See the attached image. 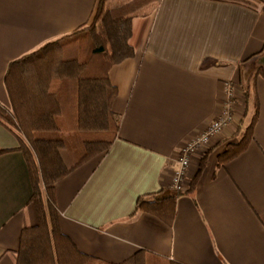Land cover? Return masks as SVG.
I'll return each mask as SVG.
<instances>
[{
  "label": "crops",
  "instance_id": "obj_1",
  "mask_svg": "<svg viewBox=\"0 0 264 264\" xmlns=\"http://www.w3.org/2000/svg\"><path fill=\"white\" fill-rule=\"evenodd\" d=\"M131 1L111 0L105 10ZM97 3L0 0L1 106L9 105V64L90 25ZM263 7L264 0H154L131 16L133 55L108 72L118 133L104 154L56 184L60 230L80 253L103 264L138 251L152 264H264ZM228 86L234 122L191 157L187 193L162 202L174 207L172 223L136 211L139 199L170 190L178 150L221 114ZM253 120L244 150L227 159ZM18 148L0 123V264L16 263L21 230L36 225Z\"/></svg>",
  "mask_w": 264,
  "mask_h": 264
},
{
  "label": "trees",
  "instance_id": "obj_2",
  "mask_svg": "<svg viewBox=\"0 0 264 264\" xmlns=\"http://www.w3.org/2000/svg\"><path fill=\"white\" fill-rule=\"evenodd\" d=\"M109 1L98 0L90 25L43 45L7 68L4 85L10 111L0 105V123L18 138V149L28 167L30 203L36 215V225L21 230L15 264H103L80 253L61 232L56 184L79 166L104 154L118 133L119 122L111 111L117 91L109 82L108 72L133 55L129 44L131 16L154 0H132L106 11ZM253 122L240 142L224 153L227 159L244 150ZM51 132L79 138L80 157L72 166H67L62 155L64 139L41 137ZM5 152L0 150V155ZM202 169L203 160L190 190ZM171 192L174 191L139 199L136 211L144 210L170 225L174 207H162L166 206L162 202L170 200L168 203L172 204L178 195L187 193ZM120 264L152 263L144 251H138Z\"/></svg>",
  "mask_w": 264,
  "mask_h": 264
},
{
  "label": "built area",
  "instance_id": "obj_3",
  "mask_svg": "<svg viewBox=\"0 0 264 264\" xmlns=\"http://www.w3.org/2000/svg\"><path fill=\"white\" fill-rule=\"evenodd\" d=\"M226 94L227 101L223 105L221 114L212 120L204 131L187 140L178 150L177 156L171 164L174 167L168 185L171 191L183 192L185 190L191 157L206 147L213 138L221 134L234 122L233 103L231 102L233 90L230 86L227 87Z\"/></svg>",
  "mask_w": 264,
  "mask_h": 264
},
{
  "label": "rangeland",
  "instance_id": "obj_4",
  "mask_svg": "<svg viewBox=\"0 0 264 264\" xmlns=\"http://www.w3.org/2000/svg\"><path fill=\"white\" fill-rule=\"evenodd\" d=\"M258 62L263 64L264 60L259 59ZM4 108L10 111V104ZM41 137L48 139H64L66 141L65 150L62 151V155L68 167L72 166L80 157V141L78 137L75 136L76 138H74V136L63 132L43 133ZM153 264H157V262Z\"/></svg>",
  "mask_w": 264,
  "mask_h": 264
}]
</instances>
